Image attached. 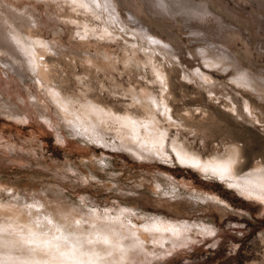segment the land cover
Masks as SVG:
<instances>
[{
	"label": "rangeland",
	"instance_id": "374dc122",
	"mask_svg": "<svg viewBox=\"0 0 264 264\" xmlns=\"http://www.w3.org/2000/svg\"><path fill=\"white\" fill-rule=\"evenodd\" d=\"M69 1L0 0V205L118 228L135 246L123 264H264V187L245 179L264 166V0H105L94 14ZM109 22L125 32L104 35ZM13 31L45 47L53 78L29 67ZM84 93L152 115L167 140L81 123L67 98ZM176 139L203 162L236 146V172L183 162Z\"/></svg>",
	"mask_w": 264,
	"mask_h": 264
},
{
	"label": "bare ground",
	"instance_id": "6f19581e",
	"mask_svg": "<svg viewBox=\"0 0 264 264\" xmlns=\"http://www.w3.org/2000/svg\"><path fill=\"white\" fill-rule=\"evenodd\" d=\"M101 2L105 5L103 8L107 9L108 6L105 0H70L65 3L71 6H82L94 14V11H98V8H100ZM100 12L102 13V11ZM8 20L6 23L11 22ZM85 24L82 26H85L84 30L87 33L88 30L86 28L88 26ZM114 27L109 22L101 29V32L110 37H117L118 34L125 32L122 28L120 32L116 31L113 29ZM15 32L13 36L18 42L16 46H19L23 55L27 58L29 67L35 72L42 70L43 74L53 78L50 70L47 73L43 70L45 65L46 67L49 65L45 47L41 43H35L33 41L29 42L24 40V42H21L22 40L19 37L17 38L19 35L15 34ZM126 40L129 43H127L129 45L127 52L130 51V48L135 49L136 39L132 41L129 39ZM132 53L129 52L125 61V65L127 66H137L139 64L137 55L133 53L134 56H132ZM148 55L150 57L152 56L150 54ZM216 61L218 60L214 59L211 62H215L214 64H216ZM155 69L157 75L164 81L165 78L161 66L158 67L155 65ZM248 84L251 87L255 86V89L263 90L260 86L258 88L254 82H248ZM131 96V105H136L138 103L143 104V98L147 95L141 96L132 92ZM67 100L70 102V107L79 111V115L77 116L81 123L95 125L97 121L101 120L102 122L116 124L122 130L121 133L124 132L125 134H123L127 135L128 138L136 140L135 138L142 137V140L148 144L158 145L159 147L167 140L166 137H168V134L159 128L152 115L147 118H139L130 111H127L124 115H116L114 111L107 110L96 104L86 93L83 94V97L76 96L67 98ZM66 106L67 103L66 105L64 104L65 108ZM164 106L166 117L172 119L170 118L171 114L166 98ZM128 138H126V141H129ZM147 143L146 145H148ZM150 147L152 148V146ZM173 147L179 159L183 162L203 164L204 167L215 170L224 176H230L231 173L236 172V167L233 165L241 159L240 150L236 146H233V149H230L227 155L222 156L216 154L205 162L202 161V157L199 154L193 152L178 139L173 142ZM154 149L157 150V148ZM255 170L245 176V179L253 186L264 187V166H257ZM1 205L0 221L5 225H0V264H120L122 262L124 263L126 261L125 259L135 249L134 243H131V241L130 243L128 241L129 244L125 243L126 237L122 235L118 228L116 229L112 226L98 223L94 219L75 216L68 209L61 208L53 210L45 207L40 202L28 204L26 207L24 206L25 208L19 210H14L10 207L4 208V204Z\"/></svg>",
	"mask_w": 264,
	"mask_h": 264
}]
</instances>
